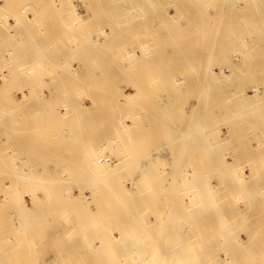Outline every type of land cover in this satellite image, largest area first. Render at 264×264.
Masks as SVG:
<instances>
[{"label": "rangeland", "instance_id": "obj_1", "mask_svg": "<svg viewBox=\"0 0 264 264\" xmlns=\"http://www.w3.org/2000/svg\"><path fill=\"white\" fill-rule=\"evenodd\" d=\"M221 18L232 26L226 39L217 35ZM171 24L186 29L181 39ZM162 54L181 63L164 64ZM260 89L264 0H0V209L16 231L42 220L35 232L40 224L50 231L47 239H0V264H173L171 251L187 241L169 233L184 232L204 207L206 223L222 222L236 237L227 240L240 257L208 239L207 259L193 255L188 264H264L251 258L264 239H247L256 224L264 230V163L255 162L264 140L254 128L264 109L252 114L264 107ZM65 129L77 132L64 139ZM29 141L42 145L32 150ZM98 143L101 162L114 159V143L124 151L103 191L87 178V153ZM191 144L202 146L193 152ZM249 167L258 178L244 182ZM137 207L147 217H134ZM146 226L157 239H145ZM137 231L143 249L126 252ZM66 244L81 247L70 257ZM154 244H162L159 257L144 251ZM100 249L107 252L98 258Z\"/></svg>", "mask_w": 264, "mask_h": 264}, {"label": "bare ground", "instance_id": "obj_2", "mask_svg": "<svg viewBox=\"0 0 264 264\" xmlns=\"http://www.w3.org/2000/svg\"><path fill=\"white\" fill-rule=\"evenodd\" d=\"M225 12H228V11H225ZM230 13V11L228 12V14ZM231 14V13H230ZM202 20V19H201ZM223 19L221 18L220 20H219V26L221 27V29L218 27V34L217 35H222L221 37L224 39H226L227 38V36H228V34H229V32H230V30L232 29V26H231V24L230 23H228L227 21L225 22V20L224 21H222ZM187 21V20H186ZM188 21H189V19H188ZM206 22V20H202V21H200V23H204V22ZM168 23H169V21H167ZM171 22V21H170ZM173 22H175V21H173ZM177 22H179V21H177ZM177 22H175V23H177ZM190 22V21H189ZM193 22L194 23H196V26H197V28L195 27V24H193ZM221 22H225L224 23V26L222 25L221 26V24H223V23H221ZM187 23V22H186ZM227 23V24H226ZM177 24H179V23H177ZM190 24H193V25H191V26H193V27H195L196 29H198V20H195L194 18L191 20V22L190 23H188V26L190 25ZM200 25V24H199ZM171 26L172 27H174V29H172L171 27H170V25H169V31H172L173 30V32H169V34H175L176 33V35H175V37H176V39H178V38H180L179 37V35H180V33L181 32H183V30H184V32H185V30L186 29H183V30H181L180 28V26L179 25H177V26H179L180 28H178V30H181V32L179 33V31H177L176 30V32H174V30H175V26H173V24H171ZM187 26V25H186ZM187 26V27H188ZM191 26H189L188 27V31L190 30L189 28H191ZM170 28L172 29V30H170ZM183 28H186V27H183ZM194 28V29H195ZM191 30H192V32L189 34V35H191L192 36V38L194 37L193 36V29L191 28ZM187 31V32H188ZM177 33L179 34L178 35V37H177ZM188 34V33H187ZM196 35H198L197 34V32H196ZM172 36V35H171ZM199 37V36H198ZM197 39V37L195 36L194 37V39ZM217 38H219V40H222V39H220V37H217ZM176 39H174V35H173V38H172V40L175 42V40ZM181 39V38H180ZM193 39V41L194 42H196V39L194 40ZM201 39H202V37H201ZM177 41H179V40H177ZM180 42H181V40H180ZM197 42H199V39L197 40ZM202 42H204V40L202 41ZM199 44H201V42L199 43ZM202 45V44H201ZM99 47H101V48H99L98 49V51L101 49L102 50V46H103V44H102V46L101 45H98ZM98 46H96V48L94 47H89V48H91L92 50H90V49H87L88 50V52H87V50L85 51L87 54H90V55H92V53L94 52V50H96L97 49V47ZM105 46H106V48H107V44H105ZM179 46H181V44H179ZM104 47V46H103ZM105 48V49H106ZM214 48H215V46H214ZM214 48H213V50H214ZM78 49H79V47H77L76 49H75V51L77 50V54H79L80 53V51L78 52ZM85 48L83 47V48H81L80 50H84ZM203 49H204V47H203ZM210 50H211V52L210 51H208V54L210 53V54H212V52H213V50H212V47H210ZM75 51H73V52H75ZM92 51V52H91ZM98 51H95V54H93V56H91V57H94V58H96V57H99L98 56V54H96V52L98 53ZM103 51V50H102ZM177 51V50H176ZM175 52V51H174ZM173 52V53H174ZM178 52H179V57H181V58H183V60H184V58H186L185 59V62H187V60H188V62L187 63H189L190 61V59H188V56H184V55H181V54H183L181 51H179L178 50ZM178 52H176V53H174V55H176L177 56V60L178 61H180V60H182V59H178V55H177V53ZM181 52V53H180ZM38 53V52H37ZM37 53H34V55H36ZM76 53V52H75ZM84 53V51H82L81 52V54H83ZM100 54V53H99ZM163 56H166L165 54H162ZM172 55V54H171ZM197 55V54H196ZM196 55L194 54V56H193V61L192 62H194L196 59V62L198 61V58H196L195 60H194V57H196ZM81 56H84V54L83 55H81ZM86 56V55H85ZM87 56H89V55H87ZM176 56L175 57H173V55H172V57H173V59L171 58V57H162L161 59H160V61L162 62V63H164V64H166V63H169V60H174V62H170L171 63V65H172V63H176V61L177 60H175V58H176ZM35 57V56H34ZM103 56H100V58H102ZM115 58V57H114ZM114 58H113V60H114ZM170 58V59H169ZM107 56L105 57V58H103V59H101V63H104V62H106V63H108L107 62ZM177 61V63H181V62H178ZM115 63H117V62H115ZM169 63V64H170ZM195 63V62H194ZM116 68H118L117 70H119V71H122V70H126V69H124V67H120V65H118V66H116ZM142 69V68H141ZM140 69V70H141ZM143 70V69H142ZM146 70V69H145ZM168 70V69H167ZM144 71V70H143ZM142 72V71H141ZM145 72H148V71H145ZM144 74V72H142V75H140V78H141V76H142V78H144V77H148V76H146V75H143ZM134 80V79H133ZM133 82V81H132ZM141 83H142V81H140ZM140 82H137V83H140ZM135 84V83H134ZM132 85H133V83H132ZM137 85H139V84H136V86ZM141 87V86H140ZM258 87H255V88H253L252 89V91H251V93L253 94V95H257V93L259 92L258 91V89H257ZM144 92V90H143V88L141 89V88H139L138 90H137V92ZM261 89H260V93H261ZM263 92V91H262ZM264 93V92H263ZM261 95V94H260ZM258 98H260V96L258 97L257 96V99ZM261 99V98H260ZM263 99V98H262ZM92 100V99H91ZM259 100V99H258ZM260 102H261V100H260ZM262 102H264V99L262 100ZM264 105V104H263ZM261 108V105H260V107H258V109H260ZM63 109H65V108H62V110ZM262 109H264V107L263 108H261L260 109V112H257L256 114L255 113H252L253 114V116H256L257 114L258 115H261L260 113H261V111H262ZM264 111V110H263ZM62 112H64V111H61V113ZM44 114V113H43ZM49 115H55L53 112H50V113H48ZM249 115L248 114V112H245L244 113V115ZM255 114V115H254ZM233 115H235V114H233ZM250 115H251V113H250ZM257 115V116H258ZM262 115H264V114H262ZM247 117V116H246ZM264 117V116H263ZM232 119V118H231ZM236 118L234 117L233 118V120L234 121H236L235 120ZM229 120V119H228ZM256 120V119H255ZM257 122V125L255 124ZM256 122H251L252 124L254 123L255 124V130L256 131H258L259 130V132L257 133L258 135V140L260 141V140H264V120H262V121H258V120H256ZM235 127H236V125H235ZM250 127H253V125L251 126L250 125ZM235 130H236V128H235ZM65 132H66V134H65V136L64 137H62V138H67V134H69V132H75L76 130H74V129H70V130H64ZM196 131V134H197V130H195ZM194 130H193V133L195 132ZM77 132V131H76ZM70 135H72V134H70ZM74 135H75V138H77L78 137V134L77 133H74ZM77 135V136H76ZM80 136H81V134H80ZM72 137V136H71ZM71 137L69 136L68 138L69 139H66V140H68V141H71ZM82 137V136H81ZM257 138V137H256ZM36 140V139H35ZM35 140H33L35 143H37V141H35ZM72 140H74V139H72ZM27 142H28V140H27ZM30 142V144H27V148L29 147V149L31 148V146H32V150H33V147H34V149H40V147L38 148L37 147V145L36 144H32L31 143V141H29ZM26 145V144H25ZM30 145V146H29ZM42 144H40V145H38V146H41ZM74 145V144H73ZM101 143H98V144H96V145H94V147H91V148H89V150H88V153H87V155H88V159H87V164H88V166H89V170H90V173H91V170H92V173L93 174H91V175H89L87 178H88V181H89V183H90V186L92 187V188H96L97 190H100L101 191V189H102V191L103 190H108L107 189V187L109 186V184L105 181L106 179L107 180H111L112 178H111V176H113V174L115 173V171H116V169H117V165L119 164L120 165V163H116V161L118 160H120V161H122V159H124V154H123V157H122V159H121V157H119V159H116V157H118V155L120 156L122 153H124V151L122 150V148L120 147V145L118 144V143H114V146H115V153H114V159L112 160V159H106L105 158V160H104V162H101V160H103V156L102 155H105V153H106V149L103 147H101ZM259 145V146H258ZM258 145L256 146L257 148H260V149H258L257 150V152H256V154H257V156H258V159L255 161L256 163H264V144H262V143H258ZM261 145V146H260ZM43 146H45V145H43ZM78 146V147H77ZM201 146L202 145H199V144H191V145H189V149H191V151H193V152H195V151H197L198 150V148H200L201 149ZM37 147V148H36ZM46 147H48V146H45L43 149H45ZM76 147L77 148H79V150H80V148H83V146L81 145V147H80V145H76ZM77 148H75L74 150H77ZM47 149V148H46ZM193 149V150H192ZM78 150V151H79ZM236 151H234V153H235ZM76 153H77V151H76ZM75 153V154H76ZM99 154V156L98 157H96V155L94 156V154ZM56 154V153H55ZM55 154H53L52 153V155H53V157H55L54 155ZM72 154V153H71ZM66 155V154H65ZM64 156V155H63ZM68 156V155H67ZM122 156V155H121ZM56 157H60V155L58 154H56ZM62 157V156H61ZM250 169H249V171H250V173H248V177L247 178H245V176L244 177H242L243 176V174L241 175V178L243 179V181L245 182V181H248V180H257V178H258V175H256L255 174V171H254V169H253V167H249ZM59 171V170H58ZM62 171V170H61ZM15 177V176H14ZM8 177H6V179H7ZM11 178H13L12 176H11ZM82 178V177H81ZM87 178H85V179H87ZM226 178H227V176H226ZM263 178V177H262ZM1 179V178H0ZM3 179V178H2ZM79 179V178H78ZM105 181V182H104ZM22 182V181H21ZM110 182V181H109ZM256 185H255V183H254V185H252L251 186V191L250 192H254L255 190L253 189L254 187H255ZM254 193H257V192H254ZM146 196V195H145ZM147 197V196H146ZM203 202L205 203V204H209V200L207 199V200H203ZM144 203L145 204H147V201L145 200L144 201ZM146 206V205H145ZM45 208V207H44ZM137 209H139V207H137V208H134V210L132 209L131 210V212H132V215H133V213H134V217H137L138 216V218H139V216H140V218H142L143 217V215L145 216L146 215V212H148L147 214H149V210H147L148 208H145V209H139L140 210V212H138L139 210H137ZM137 210V211H136ZM141 210H142V213H141ZM143 210H147V211H145V214H144V211ZM56 211V210H55ZM210 211V209L209 208H206V207H204L199 213H198V215H196V216H194V219H195V221H193L192 223H191V225L187 228L186 227V229H184V232H176V236H174L175 235V231L173 232V233H169L170 234V236H171V234H172V238H170V239H186V244H183V246H181V245H179V246H177V248H175V249H173L171 252H172V257H173V259H175V261H177V262H175V263H173V264H180L178 261H180L181 259H184V262L186 263V264H188V260L190 259L189 257L190 256H193V255H195V257L196 256H199L200 258H205V260L207 259V257H205V255L207 254V251H208V246H210V244H211V242L208 240V239H216V245H215V251H218V252H222V251H227V252H225V254L226 253H229L228 255L232 258V259H236V258H239L240 257V253H241V251H240V249H239V247H238V245L236 246L235 244L236 243H231L230 244V242L227 240V239H236V237H234L233 236V234L228 230V228H227V226L225 225V224H222V222L221 223H216V222H209V223H206L204 220H205V218H206V216H207V213L206 212H209ZM258 211L259 212H261L262 211V209H261V207L259 206L258 207ZM131 212L129 213V211H128V213L131 215ZM0 213H2V214H0V224L2 223L4 226H5V228H1L0 227V239H8V237H16L17 239H21L22 238V236H23V239H24V237L25 236H27V239H38V238H40V239H47L48 238V236L50 235V231L48 230L47 232H42V230H44L45 229V231H46V225H43L45 228H42L43 226H41V224L42 223H44V221L45 220H42V222H35V224L33 225V227H31V228H27V227H25L24 226V228L21 226V229L19 230V231H16L14 228H13V223H12V221H10L9 220V218H7V216H6V214H4L3 212H2V209H0ZM25 213V212H24ZM137 213H138V215H137ZM141 213V214H140ZM140 214V215H139ZM2 215V216H1ZM26 215H28V214H26ZM130 215H128L129 217H130ZM131 215V216H132ZM135 215H137V216H135ZM229 215H233V213H230ZM145 217H147V215L145 216ZM145 217H143V218H145ZM137 218V219H138ZM39 223H41L40 224V226L38 227V233L37 232H35V230L37 229V227H36V225H38ZM2 224L0 225V226H2ZM28 225V224H30L28 221L27 222H25L24 221V223H23V225ZM264 224V223H263ZM148 226V225H147ZM147 226H146V229L144 228V232H143V234L144 235H147V237L145 238V239H151V238H153V239H155L156 237H157V233H155L154 235H156V237H154V236H152L153 235V233L152 232H147L148 231V228H147ZM262 224L261 223H259V224H256L255 226H253L252 228H251V230H250V232H248V235H247V239H264V230H262ZM41 227V228H40ZM32 228H35V229H32ZM41 230H40V229ZM1 229H2V231H1ZM34 230V232H32ZM40 230V231H39ZM39 232H42L43 233V235H41L42 233H40L39 234ZM140 232L141 231H137V232H128V234L129 233H131V235L132 234H135L134 236L136 237V236H139V234H140ZM31 233H32V235H31ZM36 233V234H35ZM162 233V232H161ZM166 231L165 232H163V234L164 235H162V237H163V239H164V237H165V239H166V236L168 237L169 236V234H168ZM44 234H46L47 235V238H45V236H44ZM137 234V235H136ZM13 235V236H12ZM29 235H31L32 237H35V236H37V238H32L31 236H30V238L28 237ZM39 235H41V237L39 236ZM130 235V234H129ZM130 235V236H131ZM143 235V236H144ZM39 236V237H38ZM44 236V237H43ZM143 236H142V234H140V237L139 238H134V237H132L131 236V238H132V240H127V241H124V247H125V249H126V252H129V251H140V250H142L143 249V246L140 244L141 242H142V239H144L143 238ZM148 236H150V237H148ZM183 236V237H182ZM15 238V239H16ZM133 238L134 239H136V240H133ZM14 239V238H13ZM137 239H139V240H137ZM157 239V238H156ZM162 239V238H161ZM169 239V238H168ZM189 239V240H188ZM190 239H194V240H190ZM198 239V240H197ZM150 243L152 244L153 242L152 241H150ZM138 244H140V246H138ZM163 244V243H162ZM162 244H158V245H156V244H154V247L153 248H147V249H145L144 251L146 252V253H148L149 254V256L150 257H154L155 255L156 256H160V249H161V247H162ZM256 256H253V257H251L252 259H254V260H261V259H263L264 260V242L262 241V240H259L258 242H256ZM76 245V244H75ZM67 246V247H66ZM79 247H81L80 246V244H77V247H75V246H70V247H68V244H66L65 245V248H66V250H67V252L69 253V251L71 252V254H72V251H75V249H77V248H79ZM114 247V246H113ZM113 247H110V248H113ZM140 247H141V249H140ZM100 248H104V247H101L100 246ZM116 248V247H115ZM114 248V249H115ZM211 248V247H210ZM117 249V248H116ZM124 249V248H123ZM106 250H99L98 251V258H100V257H102V255H105L106 254ZM116 253H118V252H116ZM74 254V253H73ZM72 254V255H73ZM72 255L70 256V253H69V256L70 257H72ZM205 260H204V262H205ZM122 262V261H121ZM172 262H174V261H172ZM209 262V261H208ZM114 263L115 264H117V262H115L114 261ZM113 263V264H114ZM118 263H120V261L118 262ZM191 263H193V264H196L197 262H191ZM121 264V263H120ZM131 264H136V262L135 263H131ZM137 264H141V262L139 261V263H137ZM149 264H151V263H149Z\"/></svg>", "mask_w": 264, "mask_h": 264}]
</instances>
